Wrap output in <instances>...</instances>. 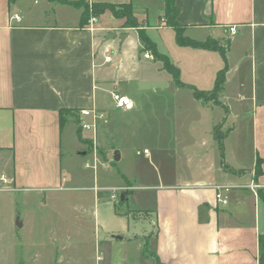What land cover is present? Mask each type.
Returning a JSON list of instances; mask_svg holds the SVG:
<instances>
[{
  "label": "crops",
  "instance_id": "crops-1",
  "mask_svg": "<svg viewBox=\"0 0 264 264\" xmlns=\"http://www.w3.org/2000/svg\"><path fill=\"white\" fill-rule=\"evenodd\" d=\"M67 1L130 3L135 18L140 25L145 24L141 28L154 43L151 29L175 32L163 22L165 0ZM174 2L183 33L194 29L208 32L203 39L185 35L187 38L201 42L212 39L224 48L222 54L188 46L199 56L218 52L222 57L223 65L213 73V80L215 83L219 72H224L225 80L212 106L223 107V124L228 122L231 109L222 102V93L227 82L238 83V112L247 105L252 112L253 163L243 167L226 162L225 140L237 127H226L220 149L214 137L218 122L210 134L220 152H215L213 144L204 149V142L201 149L186 148L180 171L168 172L167 179L159 173L154 183H137L136 174L134 179L122 181L118 185L131 183L120 194L121 206L127 207L115 204L110 222L99 221L102 219L94 211L95 224L99 221L105 234L99 264H258L259 235L264 233V201L260 196L264 197V0ZM82 13L83 7L59 1L0 0V178L15 188L50 189L65 179L63 132L67 124L74 123L77 136L79 124L67 115L61 121V109L77 112L93 108L105 115L106 99L112 100L113 91L129 96L134 103L130 110H119L112 103L119 113L136 107L135 99L121 84L142 77L143 60L131 49L134 45L135 50H144L138 28L123 27L125 19L114 17L108 9L96 16L90 27L82 22ZM14 14L19 21L13 19ZM229 26H235L234 34ZM106 47L112 48L115 60H105ZM145 52L151 54L145 60L155 58L149 49ZM176 82L190 86L182 80V71ZM213 87L196 89L208 93ZM195 99L202 107L210 106ZM80 133L83 141L78 139L82 145L79 154L92 153L95 167L100 161L96 152L84 147L98 144L97 134L93 138L91 131ZM112 153L113 165L121 156L118 151ZM193 155L197 156L195 165ZM258 158L260 171L256 173ZM251 183L258 186L252 190ZM217 185L231 186L226 205L215 199Z\"/></svg>",
  "mask_w": 264,
  "mask_h": 264
},
{
  "label": "rangeland",
  "instance_id": "rangeland-1",
  "mask_svg": "<svg viewBox=\"0 0 264 264\" xmlns=\"http://www.w3.org/2000/svg\"><path fill=\"white\" fill-rule=\"evenodd\" d=\"M84 3L90 6L93 2ZM140 27L144 28L145 24ZM207 33L194 29L183 35L203 39ZM149 35L171 64L175 62L173 66L179 67L178 77L182 71V80L190 86L177 83L163 68L162 61L155 58L145 60L146 49L138 51L132 45V52L143 60L140 64L142 77L140 81L121 85L127 87L136 107L121 114L107 98L105 115L98 121L96 129L99 146L91 143L92 146L84 147L95 151L102 162L98 161L94 167L92 153L79 154L82 145L74 132L75 124L71 123L63 132L62 170L65 179L60 185L44 190H26L0 179V235H3L0 264L101 263L105 234L98 223L112 220L115 204L120 208L127 207L121 206L119 197L122 191H127L125 185L131 183L118 184L134 179L136 174L137 183H142L141 180L154 183L159 173L167 179L168 172L180 171L185 149H201L204 142V149L213 144L215 152H220L210 134L218 122L222 135L227 126L237 127L225 140L226 162L251 167L254 155L250 138L252 112L248 105L238 112L235 101L238 83L235 80L227 82L221 96L222 102L231 109L225 124L223 107L212 106L215 100L204 97L201 101L210 106L202 107L193 95L196 88L209 90L213 87V73L223 65L221 55L213 52L199 56L191 47L179 45L170 28H153ZM236 52L235 48L232 60ZM108 53L115 60V53ZM234 114H237L235 118ZM112 151H118L121 156L113 165ZM102 158L108 162L103 163ZM192 159L195 165L197 156L193 155ZM113 193L115 199L111 198ZM95 210L102 219L96 224ZM20 222L24 224L21 226Z\"/></svg>",
  "mask_w": 264,
  "mask_h": 264
},
{
  "label": "trees",
  "instance_id": "trees-1",
  "mask_svg": "<svg viewBox=\"0 0 264 264\" xmlns=\"http://www.w3.org/2000/svg\"><path fill=\"white\" fill-rule=\"evenodd\" d=\"M51 1H59V2H64V3H69L71 5L83 7V13H82V22L83 23H86L91 15L99 16L101 13H103L107 9L110 10V12L112 13V15L114 17L124 18L125 21H124L123 27L138 28V35H139L140 41L143 44V48L149 49L154 54V57L156 59H159L163 62V67L169 73L172 74L174 79H176V80L178 79V74H179L178 69L176 67H174L173 64H171V62L169 61L167 56H165L164 54L160 53L157 50L155 43L149 38V36L145 32V30L140 27L141 25L138 23L137 19L135 18L134 14H133V7L131 6L130 3L116 5V4L107 3V2H103V3L93 2L89 6L87 3H84L83 1H76V2L67 1V0H51ZM177 13H178V8L175 5L174 0H165V10H164L165 21H166V24L168 26L172 27L175 30L176 41L179 45L191 46V47H195V48H204V49H208V50H217L220 53L224 54V48L221 47L218 44V42H216L212 39H207V40L201 42V41L193 40V39H190V38H187L186 36H184L182 26L176 20ZM224 80H225L224 72H219L217 75V78L215 80L214 87H213L212 91L205 93V92H202V91H199V90L193 88L194 89L193 90L194 97L197 99H202V97H204L206 99L211 98V99H214L215 101H217L216 100L217 96L221 92V90L223 89ZM65 115L74 117L73 118L74 121L79 124V119H78L76 112L61 109L60 110L61 121H63L62 119L64 118ZM80 130H81V128H80V126H78L76 129L77 137L79 140L83 141ZM224 136L225 135L224 134L222 135L220 128L216 127L214 129V137L217 140L220 149H222V143H223ZM260 162H261V160H260V158H258L256 161V165H255V172L256 173H259V171H260L259 170ZM260 196L264 201V197L261 194H260ZM119 201H121L120 197H119ZM258 264H264V233L259 235V263Z\"/></svg>",
  "mask_w": 264,
  "mask_h": 264
},
{
  "label": "built area",
  "instance_id": "built-area-1",
  "mask_svg": "<svg viewBox=\"0 0 264 264\" xmlns=\"http://www.w3.org/2000/svg\"><path fill=\"white\" fill-rule=\"evenodd\" d=\"M13 19H15L16 21H19L20 17L17 14H14ZM96 20H97V17L94 15H91L87 22H88L89 26L92 27L93 24L96 22ZM229 31L231 34H234L236 31L235 26H229ZM105 51H106V53L111 52L112 48L106 47ZM144 57L145 58L151 57L150 52H145ZM105 60L106 61L111 60V55L109 53L106 54ZM111 96H112V100H113L115 108H117L119 110H130L134 106L132 99L127 95H123V94H120L118 92L113 91L111 93ZM76 114H77L78 119H79V126H80L81 130L91 131V133L93 134V138H94V136L96 134L98 121L104 117V113L100 112L98 110H95L93 108H82V109L78 110L76 112ZM0 179L3 182L7 181L5 178H2V177ZM257 186H258L257 184L251 183L249 185V188H251L253 190ZM230 189H231L230 185H217V186H215V199H216L217 203H220L221 205H226L228 203V192ZM113 190L115 191L116 189H113ZM111 198H113V199L116 198L115 193H113L111 195Z\"/></svg>",
  "mask_w": 264,
  "mask_h": 264
},
{
  "label": "water",
  "instance_id": "water-1",
  "mask_svg": "<svg viewBox=\"0 0 264 264\" xmlns=\"http://www.w3.org/2000/svg\"><path fill=\"white\" fill-rule=\"evenodd\" d=\"M115 34H112L114 36ZM119 158V155L117 153L114 154V159L117 160ZM116 237V236H115Z\"/></svg>",
  "mask_w": 264,
  "mask_h": 264
}]
</instances>
